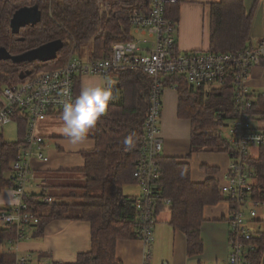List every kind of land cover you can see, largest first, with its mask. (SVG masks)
<instances>
[{
  "label": "trees",
  "instance_id": "trees-1",
  "mask_svg": "<svg viewBox=\"0 0 264 264\" xmlns=\"http://www.w3.org/2000/svg\"><path fill=\"white\" fill-rule=\"evenodd\" d=\"M34 4H38L42 11L41 21L13 33L10 25L13 13L22 6ZM149 10L150 0H0V47H6L12 54H20L56 39L65 43L57 57L47 62L16 63L0 59V91L41 71L63 65L74 47L82 56L110 57L114 43L132 40L131 18L134 13H147ZM178 10V6L169 7L168 16L178 21ZM252 18L253 10L247 14L243 0L215 3L212 6L209 51L228 53L249 48ZM114 76L117 78L113 86L115 99L110 101L108 110L89 133L95 147L81 152L85 159L84 168L74 171L82 175L83 182L66 183L62 188L69 190L55 194L58 198L51 204L39 203V195H32L35 197L32 202L40 215L39 223L33 228L34 237L42 236L46 225L54 219L87 220L91 223V250L79 254L75 262L52 261L50 264H123L116 255L118 241L139 238L138 211L134 205L139 195L125 194L123 189L125 185L135 183L140 187L134 171L140 159V139L150 108L153 78L136 69L117 71ZM162 82L165 87L177 86L179 116L192 123L191 153L187 159L203 151L232 154V144L223 133V128L229 127L235 116L231 81L223 85L194 87L184 75L173 73L164 77ZM80 90L81 80L77 79L74 98ZM249 114L253 124L264 129V93H255ZM23 125L22 122L21 134L25 132ZM0 145L2 191L13 186L8 174L12 171L20 141L2 139ZM254 147L255 153L249 154L247 160L256 174L254 196L263 200L264 143L251 148ZM159 165L164 196L172 200L168 207L169 223L184 232L187 255H200L204 250L201 235L204 209L224 200L219 182L213 176L203 182L193 181L188 160L161 156ZM204 168L210 174L217 171L215 167L204 165ZM158 207L165 208L163 204ZM263 222L264 218L252 240L256 247L250 254L252 264H264ZM14 235L13 230L0 226V244ZM14 261L13 252H0V264H13Z\"/></svg>",
  "mask_w": 264,
  "mask_h": 264
},
{
  "label": "built area",
  "instance_id": "built-area-1",
  "mask_svg": "<svg viewBox=\"0 0 264 264\" xmlns=\"http://www.w3.org/2000/svg\"><path fill=\"white\" fill-rule=\"evenodd\" d=\"M180 1L150 0L147 13L135 12L131 18L132 40L114 43L108 58L82 56L74 47L63 65L2 89L0 141L8 125H22L23 122L25 128L12 172L8 175L13 182L16 202L0 211V226L13 230L15 234L7 240L10 251L17 249V242L30 236L40 221L39 211L32 202L35 197L32 198L30 192L35 178L33 160H49L45 151L46 139L38 131L40 122L62 113L64 103L74 99L75 83L81 76L109 77L105 86L113 93L117 81L114 73L136 69L153 78L150 108L140 139V159L134 171L141 187L134 203L138 211L137 232L146 246V257H149L155 240L158 205L168 207L172 203L171 198L164 196L159 159L165 144L161 118L166 87L162 80L176 73L184 75L194 87L223 85L231 81L234 88L235 116L229 126L232 162L223 181L219 182L222 196L230 204L227 217L229 250L223 264H252L250 254L256 248L252 240L264 218L261 215L264 199L254 196L256 174L247 157L251 147L264 143V129L254 125L250 118L255 93L249 88V76L255 65L264 63V41L254 48L228 53L194 51L181 54L177 49V23L167 16L168 5ZM38 187L43 188L42 194L36 198L39 203L55 202V198L48 194V188ZM13 264H33L31 255L17 253Z\"/></svg>",
  "mask_w": 264,
  "mask_h": 264
},
{
  "label": "crops",
  "instance_id": "crops-1",
  "mask_svg": "<svg viewBox=\"0 0 264 264\" xmlns=\"http://www.w3.org/2000/svg\"><path fill=\"white\" fill-rule=\"evenodd\" d=\"M220 1L181 0L178 3L168 5V11L169 7L173 5L179 8L178 21L174 20L177 23L176 37L178 35L177 49L179 53H189L196 50L211 52L209 49L212 6ZM243 4L247 14L253 10L248 45L249 48H254L264 41V0H243ZM79 79L82 86L83 84L102 85L100 81L107 78L87 74ZM249 88L254 93H264V63L255 65L251 69ZM1 91L0 99L2 97ZM162 101L161 134L165 139L162 156L173 157L179 161L188 160L191 165V178L195 182H203L210 176L216 178L218 182L223 181L232 162L230 152L203 151L194 153L187 159L191 153L192 123L191 120L179 116V91L176 85L164 89ZM12 124H15L18 129L19 137L16 141H19L24 134L20 133V129L23 127L21 124ZM61 127V115L50 116L39 124L38 131L46 139L45 151L49 155V160L45 162L33 160L35 178L33 180L34 186L30 188L33 195L42 194L43 188L38 187V185H42L48 188V194L56 200L58 197L56 198L55 194H59L57 193L58 189H63L62 187L70 181L73 183L74 180L83 179L80 173L74 171L84 168L85 159L81 152L93 149L95 141L88 138L86 145L73 147L68 139L61 134ZM226 130L229 132V127ZM226 134L225 136H227ZM47 137H50V140ZM3 139L6 140L4 133ZM251 149L250 154H252ZM204 165L215 167L217 171L210 174ZM136 186L135 193L128 192L125 194L139 195L140 187L137 184ZM60 198L66 200L65 197L60 196ZM15 202L13 186L0 191V210L13 206ZM168 207L165 206L163 209L158 207L157 209L159 211L156 213L154 224L155 240L149 257L145 255L146 246L140 238L120 239L118 241L116 255L123 264H144L145 262L148 264H223L226 261L229 250L227 217L230 212V204L228 201L224 199L217 204L205 207V220L201 228L204 250L202 254L193 257L187 255L184 232L174 228L169 223L170 211ZM91 238L90 221L54 219L46 225L42 236L34 237L32 230L30 236L18 241L17 244L15 243L17 249L11 250V252L15 255L17 253L30 254L33 264H50L52 261L75 262L79 254L91 250ZM6 250L10 251L9 243L0 244V252Z\"/></svg>",
  "mask_w": 264,
  "mask_h": 264
},
{
  "label": "clouds",
  "instance_id": "clouds-1",
  "mask_svg": "<svg viewBox=\"0 0 264 264\" xmlns=\"http://www.w3.org/2000/svg\"><path fill=\"white\" fill-rule=\"evenodd\" d=\"M115 99L107 86L83 84L73 100L65 102L61 114L60 132L73 147L86 145L90 131L106 113Z\"/></svg>",
  "mask_w": 264,
  "mask_h": 264
},
{
  "label": "water",
  "instance_id": "water-1",
  "mask_svg": "<svg viewBox=\"0 0 264 264\" xmlns=\"http://www.w3.org/2000/svg\"><path fill=\"white\" fill-rule=\"evenodd\" d=\"M42 19V11L38 4L26 5L18 8L12 15L10 25L13 33H19L20 29L26 25H36ZM65 43L62 39L46 42L38 47L32 48L20 54H12L6 47H0V59L12 60L16 63L33 62L39 60L47 62L55 59L60 49ZM1 156V145H0Z\"/></svg>",
  "mask_w": 264,
  "mask_h": 264
},
{
  "label": "rangeland",
  "instance_id": "rangeland-1",
  "mask_svg": "<svg viewBox=\"0 0 264 264\" xmlns=\"http://www.w3.org/2000/svg\"><path fill=\"white\" fill-rule=\"evenodd\" d=\"M103 8H104V6H103ZM177 37H178V35H177ZM196 51H202V50H196ZM108 82H109V77L107 79H102L100 81V83L102 84V86H105ZM226 128L227 127L223 128V133H224V135L227 133L226 135L228 136L229 135V132H227ZM18 137H19V133H18V129H17V127H16L15 124L8 125L5 128V130H4V138L7 141H16ZM47 138H49V140H50V137H47ZM255 148L256 147H254V148L251 149V153L252 154L255 153ZM81 182H83V179H81V180H74L73 183H81ZM68 183H72V181H70ZM136 187H137L136 186V183L135 184H127V185L124 186L123 191H124V193H128V192L135 193L136 192ZM68 190H69V188L64 189V191H68ZM64 191H63V189H58L57 190V193L60 194V193H62ZM70 200L72 201L73 199L70 198ZM261 215H264V209H262ZM263 225H264V222L262 223V226ZM154 238H155V236H154Z\"/></svg>",
  "mask_w": 264,
  "mask_h": 264
}]
</instances>
